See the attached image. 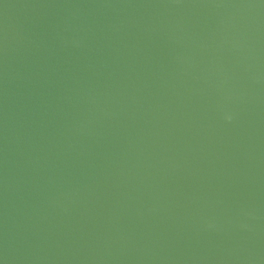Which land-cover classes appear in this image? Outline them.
Here are the masks:
<instances>
[{
    "label": "water",
    "instance_id": "obj_1",
    "mask_svg": "<svg viewBox=\"0 0 264 264\" xmlns=\"http://www.w3.org/2000/svg\"><path fill=\"white\" fill-rule=\"evenodd\" d=\"M0 264H264V0H0Z\"/></svg>",
    "mask_w": 264,
    "mask_h": 264
}]
</instances>
